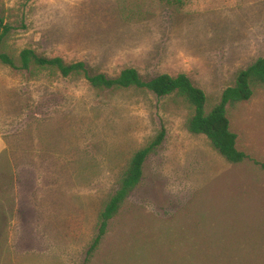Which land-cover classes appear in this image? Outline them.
I'll use <instances>...</instances> for the list:
<instances>
[{"label":"rangeland","instance_id":"obj_1","mask_svg":"<svg viewBox=\"0 0 264 264\" xmlns=\"http://www.w3.org/2000/svg\"><path fill=\"white\" fill-rule=\"evenodd\" d=\"M181 1L0 0V52L17 62L30 48L109 77L184 73L209 110L264 57V0ZM191 113L176 94L0 61V264H264V87L226 106L240 163L189 132ZM161 128L88 254L119 175Z\"/></svg>","mask_w":264,"mask_h":264},{"label":"trees","instance_id":"obj_2","mask_svg":"<svg viewBox=\"0 0 264 264\" xmlns=\"http://www.w3.org/2000/svg\"><path fill=\"white\" fill-rule=\"evenodd\" d=\"M167 5L181 4V0H163ZM8 25L0 15V38L8 31ZM0 61L11 67L51 69L61 76H82L91 87L103 89H147L161 97L176 94L191 108L186 126L193 134H203L212 147L228 162L240 163L247 155L236 146V134L230 130L226 106H234L249 99L254 88L264 87V57L256 58L247 67L239 70L232 85L223 89L219 101L206 110V95L184 73L158 74L143 79L132 67L122 69L118 75L109 77L104 73H90L84 62L65 63L60 57H42L30 48L20 50L17 62L8 54L0 52ZM165 131L161 128L143 147L135 150L118 178V186L105 202L97 217V232L87 253H91L106 232L108 222L119 211L129 193L142 179L143 163L148 155L163 141ZM264 167V165H262Z\"/></svg>","mask_w":264,"mask_h":264}]
</instances>
